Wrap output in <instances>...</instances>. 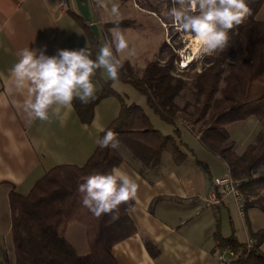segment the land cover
<instances>
[{
	"label": "trees",
	"instance_id": "trees-1",
	"mask_svg": "<svg viewBox=\"0 0 264 264\" xmlns=\"http://www.w3.org/2000/svg\"><path fill=\"white\" fill-rule=\"evenodd\" d=\"M162 1L169 8L174 6L172 0ZM246 2L252 10L251 15L230 30L228 48L222 53L192 60L187 71L175 72V62L179 59L177 49L183 45L179 40L175 42L177 33L171 35L174 44L162 41L140 74L136 75L135 67L129 61L121 63L118 80L131 85L142 95L146 106L160 120L173 126V134L166 135L152 128L144 107L127 102L112 87L110 78L101 77L100 70L94 75L99 82L95 99L87 104L79 99L73 101L80 121L89 124L95 105L103 98L116 96L120 101L119 114L101 131L100 137L107 130L114 131L120 146H125L145 166H155L163 152L169 153L175 164L186 160L177 127L178 121L183 122L206 150L227 165L228 173L243 196L244 215L246 208L252 205L262 207L260 197H252L258 196L259 189L264 188V21L256 18L264 0ZM147 10L157 12L158 7L149 5ZM75 19L83 27L89 41L87 48L95 59L100 41L82 17L75 16ZM131 25L132 21L121 19L118 26ZM105 26L109 28L115 24L112 21ZM98 31L100 35L101 31ZM102 33L110 40L106 29ZM198 63L197 71L194 69ZM253 83L262 86V94L255 100L243 101ZM251 116L259 121L263 136L248 144L242 153H237L227 126ZM120 151V147L102 149L97 145L83 165H56L46 171L25 195L9 193L14 264H118L112 247L136 230L129 219L134 200L120 205L117 212L96 218L82 205L78 186L89 175L106 173L120 165L123 161ZM197 162L207 170L205 163ZM113 215L118 219L113 220ZM73 222L83 227L88 248L85 254L78 253L66 237L67 228ZM249 237L253 239L251 247L239 242L233 233L222 237L217 226L215 249L232 247L236 251L235 264H264V252L259 249L264 240V228L250 232ZM144 243L148 253L156 257L158 249L153 241L145 239Z\"/></svg>",
	"mask_w": 264,
	"mask_h": 264
},
{
	"label": "crops",
	"instance_id": "crops-1",
	"mask_svg": "<svg viewBox=\"0 0 264 264\" xmlns=\"http://www.w3.org/2000/svg\"><path fill=\"white\" fill-rule=\"evenodd\" d=\"M124 2L88 0L92 22L97 24L101 33L102 26L113 21L112 4H118L120 11ZM150 12L156 16L155 12ZM75 16L81 17L74 0H0V253L6 255L9 264H14L9 193L25 195L46 171L56 165H83L94 152L101 131L120 111L116 96L103 98L95 105L89 124L80 121L73 106L61 110V115L68 112L63 126L55 116L51 117V122H42L29 118L24 111L27 89L17 90L10 73L19 60V52L24 48L43 49L46 55L52 56L60 49L87 48V35ZM157 19L161 25L160 17ZM129 27H135V22ZM112 28H107L109 35ZM100 75L109 79L103 75L102 69ZM93 83L97 91L99 82L95 76ZM112 87L119 93V89H126L120 80L112 81ZM121 94L126 95V92ZM236 124H249L258 131L255 137L263 136L259 121L251 116L227 126L233 141L231 128ZM169 134H173V129L166 135ZM250 135L248 132L247 136ZM194 136L197 138L195 133ZM199 144L197 150L201 158L184 151L186 160L182 164H175L170 154L163 152L155 166H145L129 150L120 151L123 161L117 167L136 179L139 187L129 211V219L136 230L112 247L118 264H217L214 239L217 226L222 237L233 233L239 242H244L250 232L264 228V188L259 189L258 196L252 197H260L262 207L252 205L246 208L247 229L242 223V236L236 227L233 197L227 195L217 204L210 202L212 182L219 173H210L197 162H215L213 157H205L203 150L206 149ZM239 218L240 223L242 219ZM145 239H150L157 247L156 257L148 253ZM259 249L264 252V240ZM87 250V243L81 245L82 254Z\"/></svg>",
	"mask_w": 264,
	"mask_h": 264
},
{
	"label": "clouds",
	"instance_id": "clouds-1",
	"mask_svg": "<svg viewBox=\"0 0 264 264\" xmlns=\"http://www.w3.org/2000/svg\"><path fill=\"white\" fill-rule=\"evenodd\" d=\"M173 7L167 13L178 30L197 40L195 55L212 56L228 48L229 32L241 25L251 15L246 0H172ZM111 15L115 26L110 30L111 40L99 48L95 59L86 48L60 49L56 55H46L43 49L24 48L19 60L10 70L17 90L27 89L28 98L23 108L31 119L51 122L55 116L63 126L73 101L83 104L95 99L96 85L93 77L103 69L112 81L120 78L119 53L134 55L124 32L120 29L121 14L113 3ZM51 114V115H50ZM95 143L102 149H118V134L107 130ZM138 183L121 168L109 172H95L78 186L82 205L96 218L117 212L119 206L135 200ZM113 220L118 216L113 215Z\"/></svg>",
	"mask_w": 264,
	"mask_h": 264
},
{
	"label": "rangeland",
	"instance_id": "rangeland-1",
	"mask_svg": "<svg viewBox=\"0 0 264 264\" xmlns=\"http://www.w3.org/2000/svg\"><path fill=\"white\" fill-rule=\"evenodd\" d=\"M139 1L143 4H141ZM134 2H136L137 6L140 7L142 6L141 8H143L144 10L137 8L134 5L135 4ZM148 4L151 7L153 6L158 7V11L155 12L156 16L152 15V13L149 10H147L149 8ZM172 7L173 6L169 8L166 5V3H164L162 0H125V2L123 3L120 9L121 17L127 18L126 20L132 21V23L135 22V27H120V29L124 32L125 37L129 42V46L131 49L134 50L135 54L130 55L127 51H125L123 53H119L118 58L120 59L121 63L127 60L132 65H134L136 70V75L140 74L146 62H148V60H151L153 58L155 54L154 52L157 50L161 41L164 40L167 43H173L171 35H173L174 33L175 34L177 33L175 42L179 40L181 43H183V45L179 49L182 50L184 49L185 51L183 52L184 54L188 52L189 54L191 53V49H192L191 39L193 36L178 30L177 27L172 24L170 18L167 15V13ZM157 16H159L160 20L162 21L161 25H160V21L157 19ZM256 17L264 20V3L260 8V12L258 13V16L256 15ZM163 24H165L166 27ZM102 28L107 30L105 25H103ZM99 41H100V46H102L106 41V38L102 33L99 36ZM179 49H177V52ZM201 58L202 57H198V56L195 57V59L198 60H200ZM196 69L197 71L199 70V63L197 64L194 70ZM102 73L104 76H107V73L103 69H102ZM122 86L125 87L126 89H119V91L121 93L126 92V95H123V97L126 98V101L136 102L144 107L145 112L149 117V121L151 123L152 128L157 129L164 134H168L172 132L173 126L160 120L159 117L155 115L152 112V110L148 108V106H146L145 99L142 95H140L129 84L122 83ZM262 92H263L262 86L259 83H253L249 86V89L246 92L243 101L255 100L260 96V94H262ZM177 127L179 128L180 131L181 140L183 141L184 144L185 143L187 144L185 147L184 144L181 143L180 144L181 149L188 154L189 152H191L198 158H201L200 157L201 155L197 150V145L199 146L200 144L197 138L194 136V133L190 131L183 122L178 121ZM195 127L196 126H194V128ZM248 132L249 133L251 132L252 135L247 136ZM257 132L258 131H256V128L253 127L251 128L249 124H243V125L236 124L233 126V128H231V134L233 135L234 143L236 145V150L238 153H242L245 150L247 144L251 142L253 143L257 142L259 138V136L255 137V134H257ZM120 150L122 152L128 151V149L125 146H120ZM203 151L205 152L204 153L205 157L206 156L213 157L212 159L215 161L214 163L207 160L204 161L206 167L208 168V171L210 170V173L213 172V174L219 173L218 177L226 175L228 171L226 170L224 163L214 154L208 152V150H203ZM234 211L237 220L236 218L234 219L238 223V226L236 227H238L240 235L242 236L243 233L242 223L245 224L247 229L246 219L243 218L242 221H240L239 223L238 220L240 218L236 206ZM225 218H227V215H225ZM73 228L75 229V231H72ZM66 237L73 245H75L78 248L79 253L82 254L83 251H81V245H86V240L83 233V227L79 223L76 222L71 223L68 228ZM8 252H10L9 255H11V250ZM0 264H9V261L6 258V255L4 256V253L3 256L0 253Z\"/></svg>",
	"mask_w": 264,
	"mask_h": 264
},
{
	"label": "built area",
	"instance_id": "built-area-1",
	"mask_svg": "<svg viewBox=\"0 0 264 264\" xmlns=\"http://www.w3.org/2000/svg\"><path fill=\"white\" fill-rule=\"evenodd\" d=\"M165 27L166 25L163 24ZM184 49H179V59L175 62V72L182 73L187 71L192 60L189 59V52L184 54ZM213 192L211 197V203L217 204L227 195H231L234 199L235 206L238 210V214L241 219L244 218V199L238 188V184L232 179L229 173L221 177H215L213 179ZM247 247H251L253 239L247 237L244 241ZM236 251L229 246L217 247L215 250V260L217 264H235Z\"/></svg>",
	"mask_w": 264,
	"mask_h": 264
},
{
	"label": "water",
	"instance_id": "water-1",
	"mask_svg": "<svg viewBox=\"0 0 264 264\" xmlns=\"http://www.w3.org/2000/svg\"><path fill=\"white\" fill-rule=\"evenodd\" d=\"M79 15L90 25L94 36L99 39V31L98 26L96 23L92 22L89 7H88V0H74Z\"/></svg>",
	"mask_w": 264,
	"mask_h": 264
},
{
	"label": "bare ground",
	"instance_id": "bare-ground-1",
	"mask_svg": "<svg viewBox=\"0 0 264 264\" xmlns=\"http://www.w3.org/2000/svg\"><path fill=\"white\" fill-rule=\"evenodd\" d=\"M196 44H197V40L196 38L193 36L192 39H191V46H192V49H191V53L188 55V58L189 59H194L196 57L195 55V52H196Z\"/></svg>",
	"mask_w": 264,
	"mask_h": 264
}]
</instances>
